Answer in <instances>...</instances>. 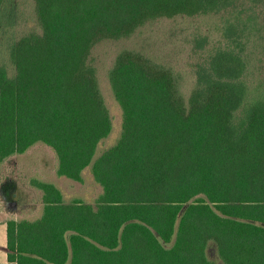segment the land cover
Wrapping results in <instances>:
<instances>
[{
  "label": "trees",
  "instance_id": "16d2710c",
  "mask_svg": "<svg viewBox=\"0 0 264 264\" xmlns=\"http://www.w3.org/2000/svg\"><path fill=\"white\" fill-rule=\"evenodd\" d=\"M238 1L34 0L40 30L0 64V166L44 143L58 176L84 182L90 167L102 191L95 204L67 201L32 178L43 211L6 221L7 264H215L211 243L224 264H264V80L249 83L242 39L241 52L219 47L198 65L188 98L171 68L122 50L109 71L121 134L96 156L113 120L93 47Z\"/></svg>",
  "mask_w": 264,
  "mask_h": 264
},
{
  "label": "rangeland",
  "instance_id": "374dc122",
  "mask_svg": "<svg viewBox=\"0 0 264 264\" xmlns=\"http://www.w3.org/2000/svg\"><path fill=\"white\" fill-rule=\"evenodd\" d=\"M251 0H239L220 12L177 15L147 21L128 37L104 39L92 49L91 59L113 120V130L98 146L96 156L116 143L122 129V109L114 97L109 71L118 54L134 49L155 62L171 68L180 78L183 94L188 98L196 84L198 65L219 47L243 49L249 60L248 81L255 86L264 80V14L251 9ZM0 17V64L9 62L11 43L20 35L40 30L34 0H6ZM254 14V15H253ZM251 16L255 20H250ZM57 157L53 149L37 143L25 153L11 157L0 166V218L35 219L43 211V192L32 178L56 183L67 201L81 198L95 204L102 187L93 178L90 167L83 172L84 182L56 174ZM209 256L215 264H224L211 243ZM1 255V254H0Z\"/></svg>",
  "mask_w": 264,
  "mask_h": 264
},
{
  "label": "crops",
  "instance_id": "0c3cea01",
  "mask_svg": "<svg viewBox=\"0 0 264 264\" xmlns=\"http://www.w3.org/2000/svg\"><path fill=\"white\" fill-rule=\"evenodd\" d=\"M0 254V263L7 264V225L6 220L2 218H0Z\"/></svg>",
  "mask_w": 264,
  "mask_h": 264
}]
</instances>
